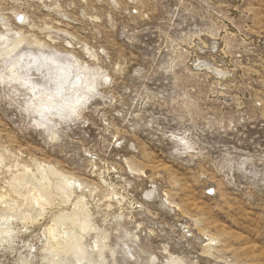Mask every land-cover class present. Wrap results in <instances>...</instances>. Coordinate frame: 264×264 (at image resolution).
Instances as JSON below:
<instances>
[{"label": "rangeland", "instance_id": "374dc122", "mask_svg": "<svg viewBox=\"0 0 264 264\" xmlns=\"http://www.w3.org/2000/svg\"><path fill=\"white\" fill-rule=\"evenodd\" d=\"M0 264H264V0H0Z\"/></svg>", "mask_w": 264, "mask_h": 264}, {"label": "bare ground", "instance_id": "6f19581e", "mask_svg": "<svg viewBox=\"0 0 264 264\" xmlns=\"http://www.w3.org/2000/svg\"><path fill=\"white\" fill-rule=\"evenodd\" d=\"M39 106V105H38ZM39 197V196H38Z\"/></svg>", "mask_w": 264, "mask_h": 264}]
</instances>
